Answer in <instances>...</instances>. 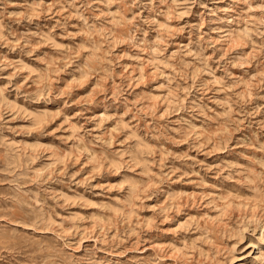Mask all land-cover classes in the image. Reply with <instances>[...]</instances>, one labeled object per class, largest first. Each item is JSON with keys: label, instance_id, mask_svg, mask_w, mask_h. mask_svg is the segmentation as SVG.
I'll list each match as a JSON object with an SVG mask.
<instances>
[{"label": "rangeland", "instance_id": "rangeland-1", "mask_svg": "<svg viewBox=\"0 0 264 264\" xmlns=\"http://www.w3.org/2000/svg\"><path fill=\"white\" fill-rule=\"evenodd\" d=\"M0 264H264V0H0Z\"/></svg>", "mask_w": 264, "mask_h": 264}]
</instances>
